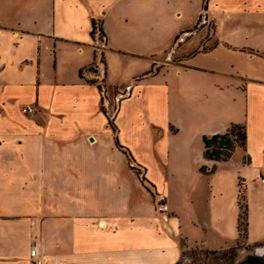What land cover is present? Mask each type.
<instances>
[{
    "label": "crops",
    "instance_id": "0c3cea01",
    "mask_svg": "<svg viewBox=\"0 0 264 264\" xmlns=\"http://www.w3.org/2000/svg\"><path fill=\"white\" fill-rule=\"evenodd\" d=\"M193 2L0 0V264H33V245L41 264H175L179 237L202 246L205 232L189 228L209 217L187 213L183 225L169 199L174 229L162 222L118 148L164 196L157 177L225 163L203 158L202 136L232 124L245 128L262 197L246 243H264V59L245 52L264 53V40L234 42L241 55L227 64L197 61L223 45L186 48L191 28L178 21ZM98 58L106 89L129 92L113 127L93 78ZM175 190L188 203L189 189ZM234 220L219 248L237 242Z\"/></svg>",
    "mask_w": 264,
    "mask_h": 264
},
{
    "label": "rangeland",
    "instance_id": "374dc122",
    "mask_svg": "<svg viewBox=\"0 0 264 264\" xmlns=\"http://www.w3.org/2000/svg\"><path fill=\"white\" fill-rule=\"evenodd\" d=\"M202 5H205V10ZM187 7V13H183L182 19L178 21V25L181 27L191 28V32L185 35L187 37H184L188 40L186 48L199 46V44L208 48L223 45L216 50L201 54L204 60H197L199 62H217L216 58H220V61L226 60V64L233 62L241 55L238 50L231 48L230 45H234V42L241 41L248 44L264 40V0H202L201 6L198 0H194ZM199 8H201L200 13L196 16ZM245 52L259 55L264 59V53L259 54L251 48L245 49ZM101 88L99 90L100 108L106 115L109 114L107 115L108 122L113 127L112 124H115L116 111L120 101L126 98V94L129 92H120L116 88L108 91L104 83ZM232 130V134L235 135L236 129ZM236 141L237 144L229 162L214 163L213 166L201 167L200 170L192 172L186 169L187 175L183 178L172 176L170 180H167L164 177L161 179L157 177L158 182L163 184L164 196L146 182L147 177L143 166L134 162L131 154L121 146L118 148V151L124 154L128 161L130 174L139 180L145 193L149 195V200H152L153 213L161 218L162 222L169 218L167 223L170 228L174 229L175 221L171 219L174 213L168 212L166 209L169 199L176 207V215H181V224L183 225H186L187 213L194 216L204 214L209 217L207 223H197L189 228L193 232H195L193 229L205 232L206 238H197L196 241L197 244L208 249L186 244L181 235L178 240L181 257L175 264H238L247 255L264 257V243L247 245L245 238H239L231 246L219 248L223 245V237H234V215L241 214V221H243L242 214L245 204L247 216L249 217L250 214L252 222L248 221L253 224L252 228H254L255 234L258 233L262 220L259 212V209H262V197L256 184L258 181L256 171L254 165H251L250 158L248 163H243V159H245L243 158L245 157L243 147L238 139ZM182 165L185 168L184 163ZM166 172L172 174L169 167ZM161 175L164 174L161 173ZM238 184L243 192L241 196H245V199L239 197ZM181 187L189 189L188 203L184 199L181 200L178 190H175V188ZM177 219L179 220V218ZM179 225L177 224V226Z\"/></svg>",
    "mask_w": 264,
    "mask_h": 264
},
{
    "label": "trees",
    "instance_id": "16d2710c",
    "mask_svg": "<svg viewBox=\"0 0 264 264\" xmlns=\"http://www.w3.org/2000/svg\"><path fill=\"white\" fill-rule=\"evenodd\" d=\"M206 3V2H205ZM205 10V5H202ZM94 25V24H93ZM236 129V134H232V129ZM236 139L239 140L243 147V153L245 155V159H243V163L249 162V156L245 153L244 145H245V128L240 124H232L230 128L223 134H215L212 136H202L203 143V158L206 160L216 161V162H227L232 156L234 152V148L237 144ZM245 160V161H244ZM238 194H240V198L245 199L243 192H241L238 184ZM238 203V199H237ZM238 206L240 207L239 203ZM243 216L244 220L241 221V214H238L237 220V230H238V239L245 238L247 236V209L246 204L243 208ZM238 264H264V257L259 255H247L241 262Z\"/></svg>",
    "mask_w": 264,
    "mask_h": 264
},
{
    "label": "built area",
    "instance_id": "2783aa9c",
    "mask_svg": "<svg viewBox=\"0 0 264 264\" xmlns=\"http://www.w3.org/2000/svg\"><path fill=\"white\" fill-rule=\"evenodd\" d=\"M102 67H103V64H102V60L100 58L95 60L94 64H92L93 78L98 82V86L100 88L103 87V83H104L103 72H102V69H100ZM33 112H34V107L31 105L23 106L21 108V113L24 115H30ZM29 258L33 264H41L42 263L39 252H38L37 245L31 246L30 251H29Z\"/></svg>",
    "mask_w": 264,
    "mask_h": 264
}]
</instances>
